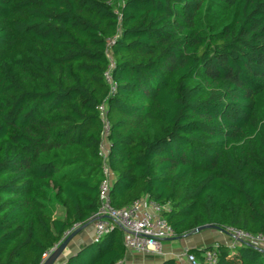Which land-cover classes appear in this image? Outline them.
<instances>
[{"label":"trees","instance_id":"obj_1","mask_svg":"<svg viewBox=\"0 0 264 264\" xmlns=\"http://www.w3.org/2000/svg\"><path fill=\"white\" fill-rule=\"evenodd\" d=\"M111 1L0 0V264H44L94 219L105 101L116 209L169 203L180 239L264 233V0ZM215 248L264 264L246 244L189 252ZM125 256L115 227L66 264Z\"/></svg>","mask_w":264,"mask_h":264},{"label":"built area","instance_id":"obj_2","mask_svg":"<svg viewBox=\"0 0 264 264\" xmlns=\"http://www.w3.org/2000/svg\"><path fill=\"white\" fill-rule=\"evenodd\" d=\"M115 2L112 0L108 5H114ZM117 5L115 7V14L121 19L122 3L120 2ZM113 43L114 40L110 41L109 45L111 46ZM113 69L114 63L111 60V65L105 74V81L109 87L108 97L114 96L118 90L117 82L114 80L112 74ZM98 110L103 125L100 156L104 160V163L102 167L103 180L99 187L100 204L98 212L94 216L92 244L100 242L104 236L110 234L115 227H118L123 232L126 253L160 255L163 253L164 242L172 241L176 237L174 228L165 219V216L172 210L171 205L169 203H159L150 197H144L134 201L123 209H116L113 206L111 190L115 176L108 165V156L111 148V123L108 118L107 101L103 102ZM78 227L75 226L72 231L67 233L66 237L71 235ZM222 233L228 235L233 240V245L229 246L230 248L246 244L259 251H264V233L252 234L235 228H227ZM218 245L214 246L217 247ZM57 248L58 246L45 255L44 261ZM218 260L219 254L215 248L202 252L200 256L186 251L181 258L176 260L175 264H217ZM61 264H66V262ZM114 264H125V259Z\"/></svg>","mask_w":264,"mask_h":264},{"label":"crops","instance_id":"obj_3","mask_svg":"<svg viewBox=\"0 0 264 264\" xmlns=\"http://www.w3.org/2000/svg\"><path fill=\"white\" fill-rule=\"evenodd\" d=\"M221 233V232H220ZM94 236V219L90 223V226H88L83 232H81L70 244L69 246V252L64 255V258L61 262L58 264H61L63 262H67L68 258L71 255L76 254L80 250L85 249L87 246H89L92 243V239ZM193 241L189 244L186 243V248L182 251H175L172 250L168 251L167 248H170L169 242H164L163 246V253L160 255H152V254H134L131 252H127L125 256V264H162L168 259H179L181 256L191 249H200L205 248L207 246H214V245H225V246H231L232 240L229 237H210L208 239L196 237L192 238ZM209 240V241H208ZM201 250V249H200ZM165 252H168L165 254ZM170 252V253H169ZM155 257H159V259H155Z\"/></svg>","mask_w":264,"mask_h":264},{"label":"water","instance_id":"obj_4","mask_svg":"<svg viewBox=\"0 0 264 264\" xmlns=\"http://www.w3.org/2000/svg\"><path fill=\"white\" fill-rule=\"evenodd\" d=\"M90 224L84 225L81 228L75 230L71 235H69L59 246L58 248L49 256V258L44 262V264H57L62 261L64 255L66 254V250L69 248L72 241L81 233L83 232ZM219 231L217 227L212 225H206L200 228H197L192 234L184 236L182 239L189 238L194 234H200L204 231ZM180 238H175L174 240H179Z\"/></svg>","mask_w":264,"mask_h":264},{"label":"rangeland","instance_id":"obj_5","mask_svg":"<svg viewBox=\"0 0 264 264\" xmlns=\"http://www.w3.org/2000/svg\"><path fill=\"white\" fill-rule=\"evenodd\" d=\"M194 236H196V237L199 236V237L205 238V239H208L210 237H224V238L229 237L228 235H226V234H224L222 232L220 233L219 231H212V230H210V231H204V232H202L200 234H196V235L194 234L193 236H191L189 238H186V239L172 240L171 242H169L170 248H167L168 251H170V250H172L173 252H175V251H182L183 249L186 248V243L189 244V243H191L193 241L192 238H194ZM232 245H233V240H232ZM200 249H203V248H200ZM68 252H69V248L66 250L65 253H68ZM166 253H168V252H165V254ZM155 259H159V257H155Z\"/></svg>","mask_w":264,"mask_h":264}]
</instances>
